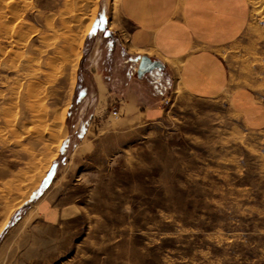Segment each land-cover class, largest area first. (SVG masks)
I'll return each instance as SVG.
<instances>
[{
	"label": "rangeland",
	"instance_id": "1",
	"mask_svg": "<svg viewBox=\"0 0 264 264\" xmlns=\"http://www.w3.org/2000/svg\"><path fill=\"white\" fill-rule=\"evenodd\" d=\"M26 1L25 46L0 34V264H264V0H242L244 26L217 51L226 70L217 94L179 87L154 119L114 117L113 105L100 122L87 120L81 91L89 51L98 39L107 44L119 0H87V21L75 30L92 24L78 65L53 84L75 79L65 137L46 164L27 157L41 146L19 130L14 97L29 81L27 59L42 66L51 56L46 44L57 41L64 8ZM46 207L61 212L57 221H45Z\"/></svg>",
	"mask_w": 264,
	"mask_h": 264
},
{
	"label": "crops",
	"instance_id": "2",
	"mask_svg": "<svg viewBox=\"0 0 264 264\" xmlns=\"http://www.w3.org/2000/svg\"><path fill=\"white\" fill-rule=\"evenodd\" d=\"M109 17L107 44L93 43L81 91L93 122L113 105L118 114L154 119L179 87L198 96L217 94L226 82L217 51L244 26L245 6L242 0H119ZM141 57L162 68L139 78ZM49 208L41 214L53 223L61 212Z\"/></svg>",
	"mask_w": 264,
	"mask_h": 264
},
{
	"label": "bare ground",
	"instance_id": "3",
	"mask_svg": "<svg viewBox=\"0 0 264 264\" xmlns=\"http://www.w3.org/2000/svg\"><path fill=\"white\" fill-rule=\"evenodd\" d=\"M26 2V0H0V8H2L0 9V27L3 29L2 31H4H0V34L2 35V33H4L7 35L3 38L10 40L11 47L14 46L17 49H19V45H21L20 47H24L27 42L25 41V33L20 23V19L24 13L23 10L20 9V3L25 4ZM87 2V0H62L64 10L57 15V21L58 24L61 25V29L58 32L55 30L58 35L53 39L57 41H50V44L48 42L46 44L48 48L52 49L51 56L45 57V59L42 60L44 61V65L42 63L43 67L39 64V59L35 61L36 56L33 61L31 56L27 59L28 63L31 64L33 62L31 67L28 66L31 68H28V72L30 73L29 81L27 85L25 84L26 87L23 89L24 91H19L22 92L21 95L18 91L15 93V101L20 102L23 106L20 108L22 110L21 113L20 111L18 112L24 120V124L19 130H21L22 135L29 140L28 142H30L29 144L31 146H35L36 144H38L39 147L41 146L40 149L37 148L38 151L36 154H30L26 152V150L24 151L27 153V157L33 162V157L35 158L38 154V161L34 164H46L47 162L49 163V160L51 162L56 156L60 144L65 137L63 122L68 106L66 95L69 92H67L66 89L69 88V90H71L73 88L75 79L71 76L64 78L60 83L61 91L60 89L57 90V86L53 84L55 82L58 83L59 77L61 78L62 76H59L61 72H71L76 69L78 65L80 52L77 50L81 46L92 24V20L90 19V22L88 24L86 23L85 29L82 32L79 31L80 33L78 34L75 30L76 26L87 21ZM26 5H24L25 8L27 7ZM47 23L50 24L51 21L48 20ZM12 24L13 27L11 29L8 25L10 26ZM47 28L49 29L50 27L47 25ZM51 34V36L54 35L53 33ZM40 43H44V40ZM46 92L53 96L50 102H48V99L44 98ZM14 104H16L15 106H19L17 102H14ZM15 106L14 108H16ZM9 120L8 125L13 127L15 118L11 121ZM11 132H13V129Z\"/></svg>",
	"mask_w": 264,
	"mask_h": 264
},
{
	"label": "water",
	"instance_id": "4",
	"mask_svg": "<svg viewBox=\"0 0 264 264\" xmlns=\"http://www.w3.org/2000/svg\"><path fill=\"white\" fill-rule=\"evenodd\" d=\"M103 36L105 38L110 36L109 31H105ZM162 66L159 62L157 61H151L149 58L147 57H141L139 60V64H138V68H137V76L140 78L143 75H145L146 73H150L151 71L155 70V69H161Z\"/></svg>",
	"mask_w": 264,
	"mask_h": 264
},
{
	"label": "built area",
	"instance_id": "5",
	"mask_svg": "<svg viewBox=\"0 0 264 264\" xmlns=\"http://www.w3.org/2000/svg\"><path fill=\"white\" fill-rule=\"evenodd\" d=\"M164 103L167 104L168 101L165 100ZM111 115L114 117H117L118 116V110L116 108H112Z\"/></svg>",
	"mask_w": 264,
	"mask_h": 264
},
{
	"label": "snow or ice",
	"instance_id": "6",
	"mask_svg": "<svg viewBox=\"0 0 264 264\" xmlns=\"http://www.w3.org/2000/svg\"><path fill=\"white\" fill-rule=\"evenodd\" d=\"M104 23V20H103V17H101L99 20H98V24H103ZM95 27L93 28V30L89 33V35H95Z\"/></svg>",
	"mask_w": 264,
	"mask_h": 264
}]
</instances>
